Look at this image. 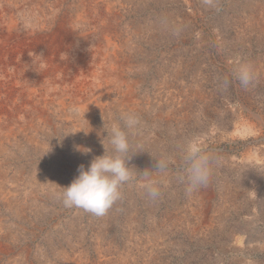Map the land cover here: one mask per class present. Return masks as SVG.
Listing matches in <instances>:
<instances>
[{
    "label": "rangeland",
    "instance_id": "374dc122",
    "mask_svg": "<svg viewBox=\"0 0 264 264\" xmlns=\"http://www.w3.org/2000/svg\"><path fill=\"white\" fill-rule=\"evenodd\" d=\"M10 16L18 40L60 23L89 38L59 48L35 34L0 57V264H264V0H0V22ZM56 57L67 76L50 67ZM241 64L254 74L247 89ZM121 113L140 120L132 179L102 216L65 207L62 187L79 166L104 146L114 154L106 131L123 128ZM188 140L213 157L208 183L191 193Z\"/></svg>",
    "mask_w": 264,
    "mask_h": 264
},
{
    "label": "clouds",
    "instance_id": "9594fccd",
    "mask_svg": "<svg viewBox=\"0 0 264 264\" xmlns=\"http://www.w3.org/2000/svg\"><path fill=\"white\" fill-rule=\"evenodd\" d=\"M235 76L245 89L254 80L252 69L246 64H241L235 69ZM119 120L123 122V128L117 122L113 123L106 131L108 144L114 154H106L107 149L101 140L105 149L104 154L94 157L86 169L80 165L78 175L68 186L62 187L64 191L61 195L65 207L82 208L94 215L102 216L119 199L120 186L132 179L133 168L128 166V162L132 158L128 155L131 148L129 136L138 130L140 120L132 113H121ZM82 149L87 148L78 147L77 150L82 153L91 151L90 149L87 151ZM181 152L185 164L184 171L187 176L186 192L191 193L208 183L213 157L202 152L192 140L185 141ZM168 166L169 161L167 159L155 161V170L160 172H166ZM139 175L149 177L151 173L144 170ZM146 189L147 195L152 200L158 199L161 195L159 187L155 186L154 182L148 183Z\"/></svg>",
    "mask_w": 264,
    "mask_h": 264
},
{
    "label": "bare ground",
    "instance_id": "6f19581e",
    "mask_svg": "<svg viewBox=\"0 0 264 264\" xmlns=\"http://www.w3.org/2000/svg\"><path fill=\"white\" fill-rule=\"evenodd\" d=\"M64 2V1H63ZM88 2V1H87ZM25 4V3H23ZM50 4V3H49ZM52 4V3H51ZM104 4V3H103ZM113 4V3H112ZM115 4V3H114ZM32 5V4H31ZM39 5V4H37ZM111 4H109L110 6ZM105 6V5H104ZM112 6V5H111ZM114 6V5H113ZM75 7V6H74ZM86 7V6H85ZM101 7V6H100ZM88 8V7H87ZM20 9V8H19ZM49 9V8H48ZM82 9V8H81ZM89 9V8H88ZM105 9V8H104ZM113 9V8H112ZM3 10V9H2ZM45 10V9H44ZM54 10V9H53ZM57 10V9H56ZM64 10V9H63ZM87 10V9H86ZM111 10V9H110ZM109 10V11H110ZM6 11V10H5ZM36 11V10H35ZM46 11V10H45ZM49 11V10H48ZM71 11V10H70ZM84 10H82L83 12ZM56 13V12H55ZM61 13V12H60ZM75 13V12H74ZM41 15V14H40ZM72 15V14H71ZM74 15V14H73ZM83 15L82 13L80 15L77 16V22H82L83 21V18L84 16H81ZM47 16V15H45ZM65 16V15H64ZM40 17V16H39ZM63 17V16H62ZM68 17V16H67ZM66 17V18H67ZM57 19V18H56ZM64 19V17H63ZM75 19V18H74ZM59 20V19H57ZM61 20V19H60ZM84 22H85V19H84ZM38 23V22H37ZM46 23V22H45ZM49 23V22H48ZM66 23V22H65ZM0 30H2V32H0V57L2 56L3 54V50L5 49V46L6 45H10L12 43H21V42H25L28 44L29 40H34V38H37V36H39V39H41L42 41L46 42L45 40H50V41H53V42H56V44L59 46L60 48V45L63 46V45H66L68 42L69 43H72L74 40H81L83 43H87L88 42V38H89V34L88 33H80L78 32V30L76 29V27H72V28H67L68 26H65L64 24L60 23V25L56 26L53 30L54 31H49L47 33H45V35H42L41 32L43 30V27L42 26H39V28L36 30V31H25L26 33L28 34H31L34 36L32 38H30L29 40L28 39H22V40H18L19 39V36L21 35V33H19V30L17 29V25L16 23L14 22L13 18L10 16V17H7V19H2V21L0 22ZM39 24V23H38ZM47 24V23H46ZM36 27V26H35ZM22 31V30H21ZM44 31V30H43ZM24 34V33H23ZM35 34H40V35H35ZM91 34V33H90ZM53 36V37H52ZM96 36V35H95ZM119 36V35H118ZM24 37V36H22ZM52 37V38H51ZM91 41V40H90ZM48 42V41H47ZM35 43V42H33ZM31 44V43H30ZM52 44V43H51ZM15 45V44H14ZM36 46V45H35ZM70 46V45H69ZM21 47V46H20ZM46 47V46H45ZM51 47V46H50ZM107 48H109L108 50L110 52H112L113 56L115 59H117L118 57V54H119V50L117 46L114 45V43H111L109 40H107V45H106ZM34 48V47H33ZM56 48V47H55ZM71 48V47H70ZM32 49V48H31ZM40 49V48H39ZM45 49V48H43ZM54 49V48H53ZM63 49V51L66 49L65 48H61ZM102 49V48H101ZM48 50V49H47ZM9 51V50H8ZM16 51V50H15ZM27 51V50H26ZM25 51V52H26ZM39 51V50H38ZM58 51V49L56 50L55 49V52ZM40 52V51H39ZM72 52V51H71ZM94 52V51H93ZM66 53V52H65ZM36 54V53H35ZM93 54V53H92ZM9 55V53H8ZM22 55V54H21ZM42 55V54H41ZM54 55V54H53ZM59 55V54H58ZM80 55V54H79ZM39 56V55H37ZM48 56V55H47ZM14 58V57H13ZM45 58V57H44ZM98 58V57H97ZM9 59V58H8ZM78 59H79V62L83 63L84 62V59L83 57L81 56V58H79L78 56ZM114 59V60H115ZM49 60V59H48ZM51 60V59H50ZM74 60V59H72ZM77 60V59H76ZM107 60V59H106ZM118 60V59H117ZM21 61V60H20ZM28 61V60H27ZM32 61V60H31ZM44 61V60H43ZM55 61H58V63H53L51 61V63H53L52 65L50 64V67L55 69V71H59L62 76H67L66 75V69L67 67L69 66L70 67V64L69 62L67 63L66 62V59H60V57H56V60ZM71 61V60H70ZM101 61V60H100ZM11 63V62H10ZM93 63V62H92ZM106 63V62H105ZM2 64V63H1ZM21 64V63H20ZM48 66H49V62L47 63ZM94 64V63H93ZM99 64V63H98ZM30 65V64H29ZM41 65V64H40ZM72 65V64H71ZM101 65V64H100ZM129 65V64H128ZM25 66V65H24ZM127 66V65H126ZM12 67V66H11ZM33 67V66H32ZM31 67V68H32ZM35 67V66H34ZM90 67V66H89ZM9 68V67H8ZM72 68V72L74 74L75 77H77L80 73V65H75V66H71ZM110 68V67H109ZM29 69V68H28ZM48 69V68H46ZM68 70V69H67ZM94 70V69H93ZM96 71V70H95ZM16 72V71H15ZM51 72V71H50ZM1 74V73H0ZM20 75V74H19ZM22 75V74H21ZM31 75V74H30ZM46 74L45 73H40L39 74V80H42V77L45 76ZM50 75V74H49ZM113 75V74H112ZM29 76V75H28ZM34 77V76H33ZM121 77V76H120ZM90 78V77H89ZM88 79V78H87ZM26 80V79H25ZM114 80V79H113ZM128 80V79H127ZM27 81V80H26ZM51 83V82H50ZM119 84V83H118ZM76 86V85H75ZM119 86V85H118ZM131 86V85H130ZM60 87V86H59ZM61 88V87H60ZM15 89V88H14ZM41 89V88H40ZM81 87L78 88L77 90L80 91ZM120 89V88H119ZM3 91V90H2ZM14 91V90H13ZM17 92V91H16ZM65 92V91H64ZM126 92V91H125ZM51 93V92H50ZM127 94V93H126ZM29 96H38V93H36V89L33 88V86H29L28 88V94ZM40 95V94H39ZM45 95V94H44ZM54 95V94H53ZM7 96V95H6ZM47 96V95H46ZM101 97V96H100ZM13 98V97H12ZM16 98V97H15ZM96 98V96H95ZM103 98V97H102ZM23 99V98H22ZM5 100V98H4ZM42 100V99H41ZM93 100V99H92ZM89 101V100H88ZM46 102V101H45ZM1 103V102H0ZM6 103V102H5ZM33 103V102H32ZM117 103V102H116ZM135 104V103H134ZM1 105V104H0ZM5 105V104H4ZM33 105V104H32ZM54 105V104H53ZM63 105V103H62ZM86 105H89V104H81L80 107L83 108V109H88ZM102 106V105H101ZM47 107V106H46ZM18 108V106L16 107ZM120 108V107H119ZM92 109V108H91ZM1 110V109H0ZM14 110V109H13ZM35 110V109H34ZM38 110V109H36ZM101 110V109H100ZM106 110V109H105ZM39 111V110H38ZM57 111V110H56ZM55 111V113H56ZM89 111V110H88ZM22 112V111H21ZM93 112V111H92ZM103 112V111H102ZM4 113V112H3ZM49 113V112H48ZM59 113V111H58ZM107 113V112H106ZM7 114V113H6ZM51 114V113H50ZM62 114V113H61ZM14 115V114H13ZM27 115V114H26ZM44 115V114H43ZM94 115V114H93ZM23 116V115H22ZM5 117V116H4ZM86 117V116H85ZM9 118V117H8ZM13 118V116H12ZM11 118V119H12ZM41 118V117H40ZM7 119V118H6ZM16 120V119H15ZM34 120V119H33ZM11 121V120H10ZM17 121V120H16ZM24 121V120H23ZM89 121V120H88ZM9 122V121H8ZM39 123V122H37ZM45 123V122H44ZM15 124V123H14ZM28 125V124H27ZM90 125V124H89ZM3 126V125H2ZM5 126V125H4ZM30 126V124L28 125ZM1 128V127H0ZM25 128V127H24ZM1 131V130H0ZM8 131V130H7ZM84 133V132H83ZM12 134V133H10ZM16 134V133H15ZM14 134V135H15ZM4 190V189H3ZM3 193V192H2ZM6 193V192H5ZM8 195V194H7ZM6 195V196H7Z\"/></svg>",
    "mask_w": 264,
    "mask_h": 264
}]
</instances>
